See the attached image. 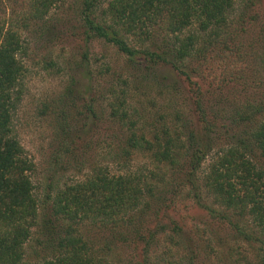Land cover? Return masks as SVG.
Masks as SVG:
<instances>
[{"label":"trees","instance_id":"16d2710c","mask_svg":"<svg viewBox=\"0 0 264 264\" xmlns=\"http://www.w3.org/2000/svg\"><path fill=\"white\" fill-rule=\"evenodd\" d=\"M65 1L26 0L21 19L8 16L0 22V264H111L118 245L139 255L142 260L138 264H149L145 252L156 238L150 226L166 203L161 200L153 210L148 204L155 185L164 182L159 168L182 177L195 191L207 189L210 206L195 192L193 200L216 227H229L244 243H251L252 237L228 220L231 214L246 215L263 236L264 91L235 105L227 117L219 118L218 126L203 118L198 100L194 113L201 110L200 123L205 127L200 128L198 118L193 125L182 114L170 122L154 123L148 134L132 116L127 94L119 96L115 87L107 88L106 119L122 128L115 137L116 159L105 167L92 168L84 182L48 194L46 206H40L30 178L33 165L13 134L12 122L27 73L24 60L30 37L25 33L37 39L54 37L55 29L46 28L48 16ZM76 5V29L81 30L85 51L79 64L67 70L64 97L71 104L87 100L86 112L91 118H96L95 84L100 80L96 75H110L109 67L97 73L92 69L87 50L91 42L113 46L136 69L146 64L148 75H155L152 80L157 81L156 73L166 70L164 79L174 83L173 90L181 77L189 81L191 74H196L189 66L191 61L215 47L240 53V46L229 47L230 41L237 44L246 28L258 22V13H264V0H109L104 8L98 0H77ZM45 22L47 25L41 24ZM40 24L43 28H38ZM186 31L191 33L184 35ZM261 41L264 43V31ZM261 65L264 72V54ZM248 86L254 88L251 82ZM138 91L133 84L132 93L138 95ZM63 131L69 139L70 128ZM216 147L201 187L197 172ZM138 153L147 154L155 168L132 169L130 163ZM110 165H116L115 173ZM83 223L97 225L101 229L96 230L98 236L86 238L78 230L85 227ZM173 224L168 228L179 233L180 228ZM258 242L264 254V242ZM197 258L192 257L189 264H195ZM243 261L247 262L245 256Z\"/></svg>","mask_w":264,"mask_h":264},{"label":"rangeland","instance_id":"374dc122","mask_svg":"<svg viewBox=\"0 0 264 264\" xmlns=\"http://www.w3.org/2000/svg\"><path fill=\"white\" fill-rule=\"evenodd\" d=\"M98 1L104 8L109 0ZM25 3L26 0H0V22L8 16L21 19ZM76 4L77 0H66L61 9L53 8L50 11L46 28H54L56 32L51 39L39 38V34L37 39L29 32L25 33V37H30L28 57L24 60L27 73L23 81L22 99L13 115L12 128L24 156L33 165L30 178L33 193L41 207L46 206L48 194L53 195L68 186L84 182L92 168L105 167L116 159L118 141L115 137L122 132V128L106 119L107 88L115 87L119 96L121 92L127 94L132 116L138 118L140 129L148 134L154 123L170 122L173 117L182 114V118H187L193 125L198 118L200 128L206 126L200 123L203 118L209 124L218 126L219 118L227 117L235 105L245 102L252 95L259 97L264 91L261 65L264 13H258V22L247 25L245 34L238 38L237 44L229 43L232 50L235 45L240 46V53L224 51L218 46L201 59L192 60L189 66L196 74H191L189 81L181 77L179 84L175 85L176 91L175 88L172 90L174 83L164 79L168 75L166 70L161 69L156 73L158 80H152L155 75H148L150 67L146 64L141 66L142 69H136L113 46L102 41L91 42L87 50L92 69L97 73L98 70L110 68V75L105 78L96 75L100 79L95 84L98 94V100L94 103L96 118H91L86 112L87 100L71 104L64 97V90L68 86L67 70L79 64L85 51L81 30L76 29ZM41 24L38 28H43ZM190 33L186 31L184 35ZM117 77L119 79L115 80ZM250 82L256 91L253 92L254 88L249 90ZM133 84L139 88L138 95L132 93ZM198 100L202 102L203 118L201 110L194 113ZM67 127L71 132L69 139H66L63 131ZM217 148L197 172L201 187V179L208 174ZM147 158L145 153L135 154L130 166L135 170H153L155 167ZM115 166L110 165L114 173L117 171ZM159 170L164 182L155 185L148 204L153 210L161 200L165 199L166 203L161 207L162 211L159 210L155 224L150 226L156 238L145 252L149 264H189L195 255L198 256L195 264H264V254L258 242H264V235L246 215L231 214L228 220L250 235L251 243H244L229 227H216L207 212L199 208L193 200L194 192L201 197L204 205L210 206L207 189L203 187L195 191L193 186L182 182V177L174 176L169 169ZM40 212L43 215L45 210ZM172 222L180 228L179 233H172L168 228ZM83 224L85 227L79 226L78 230L86 238L98 236L96 230L101 229L97 225ZM255 234L258 238H255ZM173 235L175 238L171 239ZM118 247L110 257L111 264H138L142 260L131 249ZM244 256L247 262L243 261Z\"/></svg>","mask_w":264,"mask_h":264}]
</instances>
